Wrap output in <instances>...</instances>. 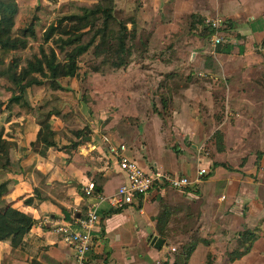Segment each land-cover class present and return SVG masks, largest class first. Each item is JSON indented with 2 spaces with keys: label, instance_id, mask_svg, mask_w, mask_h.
<instances>
[{
  "label": "crops",
  "instance_id": "obj_1",
  "mask_svg": "<svg viewBox=\"0 0 264 264\" xmlns=\"http://www.w3.org/2000/svg\"><path fill=\"white\" fill-rule=\"evenodd\" d=\"M152 1L155 20L149 24L145 55L152 54L154 61L146 57L143 63L150 66L112 76L122 81L112 79L114 86L107 83L97 98L100 104L94 103L97 116L99 109L107 110L91 122L89 141L67 150L50 148L42 156L32 146L40 125L35 118L19 119L25 122L11 140L15 163L9 173L10 190L2 199L35 222L23 247L0 241V262L10 253L29 262L77 264L74 250L54 227L74 224L96 208L100 219L93 228L91 264H173L176 245L193 237L202 241L189 264L200 263L195 259L201 252L208 258L212 255L211 264H264L263 88L249 85L234 90L242 94L233 105L240 111L236 138L254 141L259 148L243 160L232 158L228 130L221 132V143L217 139L211 145L215 155L210 156L206 144L221 127L213 128L218 119L204 111L221 109L225 93L233 91L229 87L240 85L248 72L264 73V0ZM148 2L141 0L142 11L151 12ZM217 16L227 25L223 43L214 50L206 21ZM248 91L253 94L250 98ZM112 100L118 104L109 114ZM109 116L113 118L106 123ZM121 144L126 146L124 154L146 171L161 168L191 180L201 168L209 174L197 187L179 190L157 184L145 197L115 206L109 198L127 175L110 146ZM243 150L236 145V151ZM90 183L101 185V193L88 195L85 188ZM245 229L260 234L247 255L230 262L225 254L242 250L238 239ZM154 236L163 238L160 248L152 245ZM208 258L202 264H209Z\"/></svg>",
  "mask_w": 264,
  "mask_h": 264
},
{
  "label": "trees",
  "instance_id": "obj_2",
  "mask_svg": "<svg viewBox=\"0 0 264 264\" xmlns=\"http://www.w3.org/2000/svg\"><path fill=\"white\" fill-rule=\"evenodd\" d=\"M25 5H34L37 11L42 5L48 6L44 0H0V49L8 52L26 49L28 38L36 35L35 24L39 20L38 13H35L31 22L21 29L20 35H14L16 16L20 7ZM138 24V18L135 17H131L128 21L118 18L116 0H98L90 6L80 7V12L56 18L45 30L44 43L38 47V50L26 57L23 62L18 57L12 58L8 69L1 72L3 75L7 74L17 88L2 83L0 74V108L4 106L12 117L28 116L34 110L27 97V91L30 89L33 95H42L47 104L54 106L49 116L67 115L71 112L67 109L72 110L74 106L67 97L71 95L69 97L76 100L77 95L73 88L64 86L61 79L79 77L80 59L90 50H93L96 60L91 66L93 72H114L128 66L131 60L141 61L148 52L149 38L142 39L138 36ZM211 32L213 33L212 30ZM136 47L139 51L137 56H135ZM60 101L67 104L59 107L56 104ZM159 113L162 117L165 116V113L160 111ZM85 134V130H78L75 135L80 137L81 141L61 146L56 139L57 132L47 118L42 120L32 146L40 155L46 156L50 148L67 150L70 147H77L83 141H89L90 134L89 136ZM222 136L219 131L215 133L218 144L221 143ZM261 155L263 154L259 153V157ZM14 163L4 131L0 130V200L10 190L9 173ZM101 191V185L96 183L93 193H101ZM26 201L31 202L32 199ZM34 222L33 218L11 205H1L0 241L9 240L16 249L23 247L25 235ZM257 238L258 234L252 230L241 231L238 244L242 250L228 253V261L233 262L247 255ZM200 241L202 240H198V237H193L182 244L173 264H188ZM211 256L209 254V264H211ZM0 264L43 263L36 259L29 262L5 253ZM86 264L91 263L88 260Z\"/></svg>",
  "mask_w": 264,
  "mask_h": 264
},
{
  "label": "rangeland",
  "instance_id": "obj_3",
  "mask_svg": "<svg viewBox=\"0 0 264 264\" xmlns=\"http://www.w3.org/2000/svg\"><path fill=\"white\" fill-rule=\"evenodd\" d=\"M98 0H44L48 4L42 5L40 9L37 11L34 5H25L20 7V10L16 16V23L13 28L14 35H20L21 34V29H23L25 26H27L35 13H38L39 15V20L35 24V30H36V35L33 37L28 38V44L26 49H19L14 52H8L3 49H0V74L2 75V83L6 84V86H12L14 88H17L15 84L10 80L7 74L3 75L1 72H5L8 67L11 64L12 58L18 57L21 59V62L26 59V57L30 56L34 51L38 50L39 46L44 43L43 39V34L47 27L53 22L56 18L66 15V14H71V13H76L80 12V7L82 6H90L94 2H97ZM141 0H116V11H117V16L120 19H123L125 21H128L131 17L138 18V36H140L142 39L145 38H150V26L149 24L153 22L154 19V9L152 7V0H149L148 4L151 9V12H148L147 9L142 11V8H144V5H140ZM141 7V10H140ZM144 25V27H143ZM129 27H131V24H129ZM138 47L135 48V56L139 55V51L136 50ZM146 54V53H145ZM149 55H145L144 57L141 58V61L138 62V59L131 60V63L123 67L121 69H118L117 71L114 72H93L91 69V66L96 63V60L93 55V50H90L87 54L83 55L80 59V75L77 78H63L61 79V83L66 86L73 88L76 95L77 99H73L72 97L67 98L71 101V104L73 103V109H67L69 112L67 115H60V116H55V115H50L49 112L54 106H51L47 104L44 101V98L42 95H33L31 90L28 89L27 91V97L33 106V111L31 114L28 116L24 117H16V116H11L9 111L3 106L0 108V130L4 131V137L7 140V146L10 148L11 154H14V143L11 141L13 140V136L20 132L18 130V127H21V121L19 120L20 118H35L36 122L41 125L42 120L49 119L51 120L52 123H54V128L55 131L57 132L56 139L61 143V146L64 144H68V142L71 144L73 142H78L81 141L82 139L80 137H77L75 135V132L78 130H85V136H89L91 134V128L90 124L92 121L96 119H100V112L102 110H107V108H101L98 110V116L96 115L95 111L93 108H96L94 106V103L100 104L98 102L97 98L102 95L103 92L107 90V83H110L109 86H114L113 80H115L116 83L120 84L122 81L119 76H116L115 79L112 77L114 74H118L122 70H128V69H137V68H145L150 65L143 63V60H145L146 57H149V59L152 61V57ZM62 57V55H60ZM138 58V57H137ZM154 61V60H153ZM152 61V62H153ZM20 62V63H21ZM141 62V63H140ZM141 64V66H140ZM153 64V63H152ZM109 76V77H108ZM109 79L110 81L106 82V80ZM113 79V80H112ZM235 79L229 78L228 81H231ZM252 83V84H250ZM232 87H229L230 83H227L226 88H232L233 91L229 92L227 91L224 95V99L221 100L225 104L221 109H204L206 114H213L217 119H218V124L213 126V128L216 127H221V130H218L219 132H226V130L229 131V144H230V154L232 155V158L234 160H243L245 156L246 158L250 157L253 154H257L259 152V148L257 146H254L253 142L254 141H249V140H243L239 141L236 138V131L238 130L237 127V121L236 119L239 118L237 114L240 113L239 110L235 109L233 105H235L237 102H240V97L242 94L235 92L234 90L237 88H245L249 85L254 86H259L263 88L262 94L264 95V73L262 74H257L253 72H248L247 77L244 79L242 83H239L240 85H237L235 83ZM244 88V89H245ZM104 90V91H103ZM229 90V89H227ZM103 91V92H101ZM59 95V94H58ZM246 95L248 98H250L251 91L246 92ZM260 95L259 92L255 91V97L258 98ZM111 105H108L110 108H108V113H115L116 109L115 106H117V100L113 101ZM67 103L66 102H58L56 105L59 107L65 106ZM104 106H107L106 104ZM103 106V107H104ZM109 119L106 121L108 123L110 120H112V116L108 117ZM260 128L264 130V125H261ZM217 132V131H216ZM215 132V133H216ZM215 133L212 137L209 138L207 144H206V150H209L210 156H214V149L211 147V145H214L217 142V138L215 137ZM37 137V136H36ZM78 141H75V140ZM69 144V145H70ZM241 144L244 146L243 152L236 151V145ZM253 146H251V145ZM216 145V144H215ZM12 150V151H11ZM246 150V151H245ZM206 152V151H205ZM248 153L247 155H245ZM244 154V155H243ZM242 156V157H238ZM5 199L0 200V206L5 204ZM260 233H258L259 235ZM181 245L177 244L176 245V250L174 251V255L178 253V251L181 250ZM217 255V254H216ZM221 255V254H220ZM228 256V254H225V256ZM215 255H213L214 257ZM218 256V255H217ZM208 256L206 252H201L198 253L195 262L199 259L200 263L202 264L205 262V259H207ZM190 263V261H189ZM188 263V264H189ZM197 263L196 264H200Z\"/></svg>",
  "mask_w": 264,
  "mask_h": 264
},
{
  "label": "built area",
  "instance_id": "obj_4",
  "mask_svg": "<svg viewBox=\"0 0 264 264\" xmlns=\"http://www.w3.org/2000/svg\"><path fill=\"white\" fill-rule=\"evenodd\" d=\"M206 23L213 31L210 43L216 50L224 41V30L227 21L217 16L207 19ZM125 150L126 146L123 144L110 146V151L118 157L120 169L127 175V181L109 198L112 204L118 207L131 204L136 199L145 197L157 184H165L182 190L189 186L197 187L209 174L207 168H201L195 180H191L187 175L175 174L166 169L156 168L146 171L136 159L125 155ZM85 191L88 195L92 194L94 184L90 183ZM99 219L98 210L93 208L85 216L76 219L74 224L59 223L54 227L55 232L60 235L62 241L74 250L77 264H86L89 260V255L94 246L93 228Z\"/></svg>",
  "mask_w": 264,
  "mask_h": 264
},
{
  "label": "water",
  "instance_id": "obj_5",
  "mask_svg": "<svg viewBox=\"0 0 264 264\" xmlns=\"http://www.w3.org/2000/svg\"><path fill=\"white\" fill-rule=\"evenodd\" d=\"M152 245H154L155 247H157V248H160L162 245H163V243H164V240H163V238H161V237H158V236H154L153 238H152Z\"/></svg>",
  "mask_w": 264,
  "mask_h": 264
}]
</instances>
